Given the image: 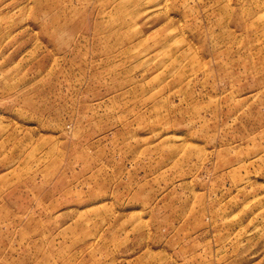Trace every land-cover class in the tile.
Returning <instances> with one entry per match:
<instances>
[{
	"label": "rangeland",
	"instance_id": "rangeland-1",
	"mask_svg": "<svg viewBox=\"0 0 264 264\" xmlns=\"http://www.w3.org/2000/svg\"><path fill=\"white\" fill-rule=\"evenodd\" d=\"M0 264H264V0H0Z\"/></svg>",
	"mask_w": 264,
	"mask_h": 264
}]
</instances>
